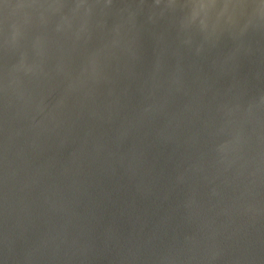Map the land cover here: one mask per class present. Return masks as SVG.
<instances>
[{"label": "water", "instance_id": "water-1", "mask_svg": "<svg viewBox=\"0 0 264 264\" xmlns=\"http://www.w3.org/2000/svg\"><path fill=\"white\" fill-rule=\"evenodd\" d=\"M0 264H264V0H0Z\"/></svg>", "mask_w": 264, "mask_h": 264}]
</instances>
